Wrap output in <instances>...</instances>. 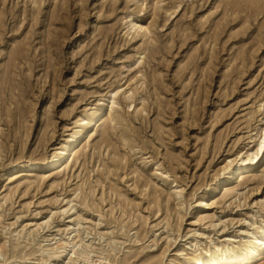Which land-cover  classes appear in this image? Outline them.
Masks as SVG:
<instances>
[{"label":"rangeland","instance_id":"rangeland-1","mask_svg":"<svg viewBox=\"0 0 264 264\" xmlns=\"http://www.w3.org/2000/svg\"><path fill=\"white\" fill-rule=\"evenodd\" d=\"M262 104L264 0H0V264H264Z\"/></svg>","mask_w":264,"mask_h":264},{"label":"bare ground","instance_id":"bare-ground-1","mask_svg":"<svg viewBox=\"0 0 264 264\" xmlns=\"http://www.w3.org/2000/svg\"><path fill=\"white\" fill-rule=\"evenodd\" d=\"M261 108L263 112L262 113L263 117L260 120L261 121L260 126H258L257 129L255 130L256 132L254 134L255 136L254 141L256 144H254L255 145L254 149L248 150L244 153L239 154L234 159L228 160L227 165L224 168L223 176L227 174V170L229 168H232V171H230L231 173L236 171L234 176H240L241 174H244L248 170H253L254 168L260 166L261 164L264 165V104L261 105ZM99 116L101 118L103 117L101 113H98V115H93L89 121L84 122L85 128L78 131L71 145H69L67 149L65 150L63 157L58 158L57 161H53L52 167L57 166L59 162L64 161V159L66 160L72 159L76 148L80 145L81 138L89 134L88 130L94 125H96V121L99 119ZM83 121H85V119H83ZM30 170L32 171L39 170V167L37 165L31 164ZM220 180H223V179H220ZM231 258H233L232 262H235L238 259V255L232 256ZM246 260L251 261L250 258L249 259L246 258ZM192 264H211V263L209 262L202 263V262L195 261Z\"/></svg>","mask_w":264,"mask_h":264}]
</instances>
